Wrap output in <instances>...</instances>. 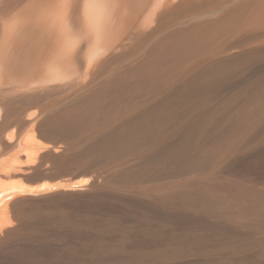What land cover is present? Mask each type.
Masks as SVG:
<instances>
[{"label": "bare ground", "instance_id": "1", "mask_svg": "<svg viewBox=\"0 0 264 264\" xmlns=\"http://www.w3.org/2000/svg\"><path fill=\"white\" fill-rule=\"evenodd\" d=\"M0 264H264V0H0Z\"/></svg>", "mask_w": 264, "mask_h": 264}]
</instances>
